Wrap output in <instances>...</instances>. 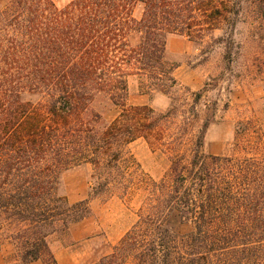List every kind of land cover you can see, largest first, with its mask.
I'll list each match as a JSON object with an SVG mask.
<instances>
[{"label":"trees","instance_id":"trees-1","mask_svg":"<svg viewBox=\"0 0 264 264\" xmlns=\"http://www.w3.org/2000/svg\"><path fill=\"white\" fill-rule=\"evenodd\" d=\"M245 1L0 0V244L12 249L3 264H54L49 238L89 217L90 200L136 190L137 220L92 264H264V152L247 141L242 148L254 152L206 154L207 123L194 137L186 118L165 128L180 112L167 37L183 35L206 53L221 45L229 56ZM254 1L264 26V0ZM131 76L149 99L170 95L169 108L129 105ZM103 99L117 109L110 121L93 108ZM140 138L189 148L153 180L129 155ZM82 165L87 196L70 202L62 174ZM173 213L186 233L168 227Z\"/></svg>","mask_w":264,"mask_h":264},{"label":"rangeland","instance_id":"rangeland-1","mask_svg":"<svg viewBox=\"0 0 264 264\" xmlns=\"http://www.w3.org/2000/svg\"><path fill=\"white\" fill-rule=\"evenodd\" d=\"M53 1L61 6L69 0ZM244 5L233 34L235 47L229 56L221 45L209 53L203 52L200 45L183 35L172 34L166 40L165 57L176 65L174 76L179 91L175 95L178 94L180 112L165 128L173 131L186 118L182 123L184 133L194 137L207 123L201 147L206 154L242 156L247 151L264 152V26L255 1L246 0ZM141 11V6H136L133 16L139 18ZM139 82L137 76L127 80L129 105H148L157 113L169 108L170 95L155 93L149 99ZM196 93L200 95L194 100ZM190 107H194V112ZM93 108L107 121L117 114V109L106 99L95 102ZM247 141L257 143V149H243L242 144ZM188 148V143L171 150L153 147L140 138L128 146V151L139 172L158 180L167 173L171 155L176 151L187 152ZM89 172L90 166L82 165L62 174L63 192L70 202L87 196ZM142 196L141 190H136L126 196L90 200L89 217L70 226L65 236L49 238L54 264H92L110 253L112 246L137 220ZM167 225L177 234L189 230L176 213L168 218ZM11 250L10 246L0 244V264Z\"/></svg>","mask_w":264,"mask_h":264}]
</instances>
